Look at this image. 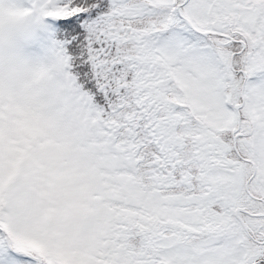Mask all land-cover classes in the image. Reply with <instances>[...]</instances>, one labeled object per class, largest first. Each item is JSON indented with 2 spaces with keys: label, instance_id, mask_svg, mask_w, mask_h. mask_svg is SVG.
I'll list each match as a JSON object with an SVG mask.
<instances>
[{
  "label": "snow or ice",
  "instance_id": "1",
  "mask_svg": "<svg viewBox=\"0 0 264 264\" xmlns=\"http://www.w3.org/2000/svg\"><path fill=\"white\" fill-rule=\"evenodd\" d=\"M0 264H264V0H0Z\"/></svg>",
  "mask_w": 264,
  "mask_h": 264
}]
</instances>
